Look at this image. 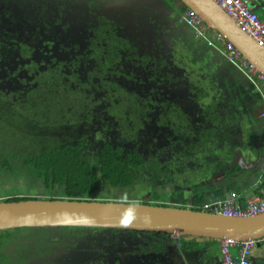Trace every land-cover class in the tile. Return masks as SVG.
<instances>
[{"label": "trees", "instance_id": "16d2710c", "mask_svg": "<svg viewBox=\"0 0 264 264\" xmlns=\"http://www.w3.org/2000/svg\"><path fill=\"white\" fill-rule=\"evenodd\" d=\"M5 1L0 0V71L9 62L24 60L17 70L26 71L23 82L28 85L12 92L0 90V130L4 131L7 125H15L18 130L9 132L19 134L26 131L28 136L26 133L23 136L19 134L21 142L26 140L21 149L0 153V185L8 186L20 179L25 184L24 190L16 192L1 189V200L139 202L111 199L112 190L135 185L136 177L144 166H155L160 170L163 165L168 164L167 161L152 156L146 158L138 149L126 151L124 145L111 142H104L100 149L90 154V134L79 135L74 132L81 123L93 125L95 121H99L106 129L110 127L120 135L131 134V142L139 144L140 126L152 118L151 114L155 110L160 113L158 115L162 119L161 123L173 124L171 127L177 135L176 143L179 147L176 155L181 158L191 156L193 160H197L196 164H200V145L205 138H200L197 134V138L192 137L183 142V135L193 134L190 135L189 129L185 131L184 127L187 124L193 126V122L187 119L188 113L185 114L178 103L158 98L164 83L158 79L161 70L165 71L164 76L172 82L185 77L183 85L190 92L191 100L203 112L199 124H213L214 133L219 134L218 136L222 134V140H225L215 147L220 157L212 156L211 161L205 159L203 169H220L231 175L242 169L238 164L229 169L225 163L228 155L232 153V145L236 148L243 147L242 142L252 137L251 128H259V123L263 122L257 109L262 107L264 95L253 87L249 79L237 73L234 63L222 56L216 47L211 46L205 35L198 36L196 30L182 21V13L191 9L182 0H163L174 11L172 18L163 11H147L143 25L149 26L150 32L153 31L150 40L140 38L139 27L132 34H124L119 21L109 18L106 12L102 15L98 13L96 20L94 18V22H89V47L76 44L68 55L63 53L65 57L51 58L49 61L35 58L40 44H49L52 47L54 43L51 29L59 19L55 20L46 12L52 0ZM106 1L89 0V3L92 7L95 3L98 9H102L101 3L105 7ZM88 12L90 16H97L90 8ZM163 16L165 17L162 18ZM207 34L214 39L210 31ZM48 35H52V38ZM216 43L219 46L218 40ZM223 43L221 41V45ZM157 48L160 49L158 53ZM171 59L180 66L179 78L173 72L169 75L166 68L172 66ZM91 64L93 66L89 67ZM247 96L255 104L250 113H247ZM32 97L37 110L27 111L26 101ZM200 97H203L204 106L200 104ZM41 101H44L49 113L52 110L54 116L47 119V112L46 117L41 113ZM97 108L105 111L100 114L108 118L115 117L116 123L119 119L125 125L107 122L102 115L93 114ZM180 117L182 121L179 120ZM67 128H70L69 132ZM33 140H41L42 148H39L40 143ZM263 154L264 148L258 152L260 157ZM181 164L177 163L175 169L179 170ZM262 165L264 167V162ZM263 170L264 168L259 175L264 174ZM167 176L169 174L164 169L160 176L156 175L154 185L160 184L159 189L152 196V200L140 203L187 207L186 200H183L186 195L184 186L173 188L177 192L175 197L178 200L176 204L171 200V191L166 189ZM210 177V174L200 175L201 186L188 182L195 188L192 197L190 196L192 209L205 211L207 184L202 185V182ZM231 192L234 191H229ZM263 193L264 175L259 184V194ZM179 200L183 201L178 202ZM173 235L81 226L4 229L0 230V264H19V257H26L30 251L29 254L33 256L47 255L51 248L66 246L69 242L82 245L80 247L85 249L96 247L98 251L106 252L103 245L119 243L124 238L127 247H133L139 253L143 252L142 254L163 255L169 251H178L180 254H187V259H191L193 253L203 250L200 240L205 238L181 236L179 245ZM32 244H37V247L33 248L30 246ZM97 244L100 248H97ZM101 258L104 259V255Z\"/></svg>", "mask_w": 264, "mask_h": 264}, {"label": "rangeland", "instance_id": "374dc122", "mask_svg": "<svg viewBox=\"0 0 264 264\" xmlns=\"http://www.w3.org/2000/svg\"><path fill=\"white\" fill-rule=\"evenodd\" d=\"M10 0H6L5 2H8ZM94 1V0H93ZM160 0H150L149 3H159ZM94 7L91 6V3H89V0H52L51 5H49L46 8V12H49L55 20L59 19L55 27L51 30L53 31V46L50 47L49 44H40L36 50V60L38 59H45L46 61H49L51 58L56 57H62L64 56L63 53H67L68 55L70 52L73 51L72 47L76 46V44H79L80 46H88L89 47V40L88 38L91 37V32L89 30L90 24L89 22H94V18L98 17L99 15L104 14V12L107 13V16L109 18H113L114 20L119 21L122 24V29L124 34H132L136 31V29L141 30L140 32V38L150 40L153 36V31L148 30L150 27H145L143 24V20L147 18V12L146 9H143L142 11H139V4H135L134 1L130 2V0H115V1H106V6L103 7V4L101 3L102 9H98L96 4L93 3ZM89 8L91 11H94L96 13V17L89 15ZM137 8V9H135ZM137 11L135 14L134 11ZM61 12H63L61 14ZM48 14V15H50ZM139 16L138 17H136ZM144 29V30H143ZM151 29V28H150ZM215 34V33H213ZM50 38H52V35H48ZM47 36V37H48ZM151 47V46H150ZM53 51V52H52ZM160 49H156V52L158 53ZM65 57V56H64ZM172 66L170 68L166 67L169 71V75L171 72L174 73V76H177L179 78L180 75V66L175 64L172 59L170 60ZM24 60H18L9 62L5 65H3L2 70L0 71V78H1V84H0V90L4 91H16L21 88H25L28 84H24L23 77L24 72L26 71H18L17 68L19 65H23ZM93 64L89 65V67H92ZM129 68L128 66H125ZM172 73V74H173ZM165 71L161 70L159 72L158 79H161L164 81V83L161 86V90L159 91L160 97L158 98H164L167 101L178 103L180 108L184 111V113L188 116V120L190 122H193V126L184 127V130L187 131L189 129L190 135H183V142L189 141V138H197V134L200 138H205L201 141V163L196 164L197 160H193V157H179L176 155L177 149H179L178 144L176 143L177 135L172 130L171 125L172 123H161L162 121L161 117H159V112L155 111L151 114L152 118L150 120L144 121L142 123L141 128V134L139 136V144L132 143L131 141V134L126 133L124 136L123 134L120 135V133L116 130L111 129L110 127H106L104 125H101L99 121H95L96 123L87 124L89 125L87 127L86 123H81L77 128H75L74 132L79 135H84L85 133H89L90 137L88 139H91L92 146L89 145V152L90 154H94V151L101 148L102 144L104 142H111L115 144H121L124 145L126 151L138 149L146 158L149 156L155 157L159 160H165L168 164L163 165V168L158 170L155 166L150 167L148 165L144 166L139 176L136 177L135 185L130 186L129 188H117L112 190L113 195L110 197L111 199H123V200H129V201H146V200H152V196L155 194V192L159 189L160 184L157 186L154 185L155 179L154 177L156 175L160 176V172L164 169L166 173L169 174L167 176V187L166 189L171 191L170 197L172 196V201L177 203V198H174L177 195V192L173 190V188H180L181 186H184V191L186 193L183 200H186L187 207L191 208V198L189 195V192L194 191L195 188H193L191 184H196L198 186H201V180H199L200 175H212V177H217L219 174L222 173L220 169L216 170H208L207 168H204V160L207 159L208 161H211L210 159H213L212 157V150L213 147H217L218 145L225 142V140H222V134L218 136L219 134L214 133L215 132V126L211 123L208 124H199L200 120L203 118V112L200 110L201 107H198L196 103H194L191 100V94L188 92V89L185 85H183V82H185V77H182L180 79H177L175 81H170L168 78L164 76ZM165 78V79H164ZM146 81V80H145ZM57 93V92H56ZM35 97L39 98L38 95L35 94ZM32 100H35L33 97L31 100H27L26 103L28 105V108L26 109L29 111V109L32 111L37 110V106L35 102ZM162 100V99H161ZM200 104L204 106V100L203 97H200ZM199 104V105H200ZM42 109L41 113H43L46 117L47 112V119L50 118V116H54L52 110L47 111V106L45 105L44 101H41ZM200 108V109H199ZM96 113L93 114H99L104 113V110H101L100 108H97ZM103 118H106L107 122L110 123H116L115 117L113 118L110 116L109 118L102 115ZM184 118V114L182 115ZM160 118V119H159ZM114 119V120H113ZM187 119H184L186 121ZM180 121H182V117L179 118ZM39 122V121H36ZM118 124L125 125L120 122L118 119ZM116 123V124H117ZM125 123V122H123ZM169 123V124H168ZM170 125V126H169ZM65 129V128H64ZM11 130H18V128L15 125H7L4 129V131L0 130V148L1 152L14 149H21L23 144L26 143V140H23L21 142V134L22 136L26 133L28 136V132H19V134H14L12 132H9ZM68 132L70 128H67ZM73 133V132H71ZM33 142L40 143L39 148H42V141L41 140H33ZM215 144V145H214ZM206 155V157H205ZM169 157H172L169 160ZM0 156V160H1ZM174 159V160H173ZM182 163L179 168V170L175 169L176 164ZM173 164V166H171ZM186 164V165H185ZM154 172H157L154 176L152 174ZM160 180V178L158 179ZM190 182V183H188ZM170 183V184H169ZM28 185V184H27ZM36 185V184H35ZM25 184L23 180H15L14 182H11L8 186L7 185H0L1 189L10 190L11 192H16L19 190H24ZM37 187V186H35ZM34 187V188H35ZM155 188V190H153ZM2 192V190H1ZM160 193V192H159ZM168 194V193H167ZM166 194V197H167ZM46 196V195H43ZM180 196V195H179ZM1 200V199H0ZM179 200V201H183ZM178 201V202H179ZM176 207V206H175ZM175 239H178L179 237L176 235H173ZM112 237V236H111ZM126 238L122 239L119 243H113L111 242L108 245H103V249L105 248L106 252L102 251L97 253L95 249H91L88 247L87 249L80 247L82 245H74L73 243L69 242L66 246H60V248L57 250V252L54 254V256L50 257H44L42 259L37 260V264H89L90 262H93L96 259H99L101 256H105L104 258V264H179L181 262L182 264L187 263V254H180L178 251H169V253L163 254V255H152V256H146L141 253H139V250H135L133 247H127L125 241ZM264 244V243H262ZM97 248H100L99 245ZM75 249H78L75 251ZM140 249V248H139ZM138 253H135V252ZM215 252H218V249H215ZM219 253V252H218ZM259 260V259H258ZM261 261V260H259ZM86 262V263H84ZM259 264V262H258Z\"/></svg>", "mask_w": 264, "mask_h": 264}, {"label": "water", "instance_id": "95a60500", "mask_svg": "<svg viewBox=\"0 0 264 264\" xmlns=\"http://www.w3.org/2000/svg\"><path fill=\"white\" fill-rule=\"evenodd\" d=\"M213 29L222 32L264 73V45L258 43L215 0H182ZM81 226L171 233L208 239L258 238L264 214L230 217L190 207L139 202L70 199L0 200V230L18 227ZM178 244L181 245L178 240Z\"/></svg>", "mask_w": 264, "mask_h": 264}, {"label": "built area", "instance_id": "2783aa9c", "mask_svg": "<svg viewBox=\"0 0 264 264\" xmlns=\"http://www.w3.org/2000/svg\"><path fill=\"white\" fill-rule=\"evenodd\" d=\"M236 22L252 36L258 43L264 45V14L255 13L250 0H215ZM181 19L196 30L198 36L205 35L211 46L216 47L218 52L228 58L255 84L262 83L264 88V73L246 60L242 53L219 31L213 30L203 18L194 10L190 9L182 13ZM210 31L214 39L207 32ZM215 33V34H213ZM219 41V46L216 41ZM223 41V45H221ZM262 177L259 182L261 183ZM205 211L221 213L230 217H247L264 214V196L256 197L244 206L237 192H231L225 197H216L206 202ZM259 243H264V235L258 238H246L236 240L224 238L221 243L222 264H253V249ZM236 250V253L233 252Z\"/></svg>", "mask_w": 264, "mask_h": 264}, {"label": "crops", "instance_id": "0c3cea01", "mask_svg": "<svg viewBox=\"0 0 264 264\" xmlns=\"http://www.w3.org/2000/svg\"><path fill=\"white\" fill-rule=\"evenodd\" d=\"M250 6L252 10L257 14H264V0H250ZM236 66V65H235ZM236 71L240 76H244L249 79L239 68L236 66ZM250 80V79H249ZM253 87L255 86L262 95H264V88L260 84L258 86L252 80ZM254 87V88H255ZM248 97L247 113H250L255 106L253 99ZM255 109V107H254ZM260 118H263V122L259 123V128L255 129L252 127V137L246 142H242L243 147H234L232 145L228 159L226 160L225 166L230 168H235L238 165L241 166V170L235 171L232 175L222 171L217 177H210L206 181L202 182V185L207 184L206 187V199L207 202L212 201L216 197H225L229 194V191L237 192L240 195V200L242 204L247 205L251 200H254L257 196H264L259 194V184L260 178L263 176L259 175L262 171L264 154L262 157L258 155V152L264 148V101L262 107L257 109ZM246 115V111H245ZM215 145V144H214ZM213 157H220V153L217 152L215 146L212 150ZM259 156V157H258ZM263 158V159H262ZM211 169V168H209ZM264 172V170H263ZM223 190V193L221 192ZM263 192L262 189H260ZM192 192L190 196L192 197ZM221 194V195H218ZM176 198V197H174ZM180 202V201H179ZM175 204V203H174ZM177 207V206H176ZM179 207V206H178ZM179 240V238L177 239ZM222 240L220 239H202L200 240L202 251L193 253L191 259H187L186 264H222V250H221ZM218 249V252H215ZM236 253V250L233 249ZM146 256L156 255L154 253L143 254ZM261 261H259V260ZM253 264H264V244L259 243L253 249L252 255Z\"/></svg>", "mask_w": 264, "mask_h": 264}, {"label": "flooded vegetation", "instance_id": "af4514ba", "mask_svg": "<svg viewBox=\"0 0 264 264\" xmlns=\"http://www.w3.org/2000/svg\"><path fill=\"white\" fill-rule=\"evenodd\" d=\"M109 1H115V0H109ZM133 1L135 4H139V7H138L139 11H142L143 9H146V12L149 11L150 13L163 11L165 13V15H167V16L169 15L171 18L174 17V11L171 10L170 6L166 4L167 3L166 1L160 0L159 3H149L150 0H130V2H133ZM135 9H137V8H135ZM134 13L136 14L137 11L135 10ZM136 17L139 18V16H137V15H136ZM164 17L165 16H163L162 18H164ZM158 18L159 17H157V19ZM125 66H127V65H125ZM7 183L9 184V182H7ZM30 246H32L33 248H36L37 244H32ZM97 246H98V244H97ZM59 248H60V246H57L56 248L55 247L51 248L50 253L47 255L37 254V255L33 256L32 254H29V253H31V251H30L26 254V257H23V256L19 257V259H20L19 264H37L35 262H37V260H39V259H42L44 257L54 256V254L57 252V250ZM94 249L97 253L100 252L96 249V247H94ZM76 250H78V249H75V251ZM26 258H27V261H25ZM104 258H105V256H104ZM84 263H86V262H84ZM89 264H104V259L100 257L99 259H96L93 262H90Z\"/></svg>", "mask_w": 264, "mask_h": 264}, {"label": "bare ground", "instance_id": "6f19581e", "mask_svg": "<svg viewBox=\"0 0 264 264\" xmlns=\"http://www.w3.org/2000/svg\"><path fill=\"white\" fill-rule=\"evenodd\" d=\"M262 85V84H261ZM258 86H260V84L258 85ZM263 159V158H262ZM262 168H264V167H262ZM264 175V174H263ZM259 182V181H258ZM222 197V196H221ZM257 197H259V196H257Z\"/></svg>", "mask_w": 264, "mask_h": 264}]
</instances>
